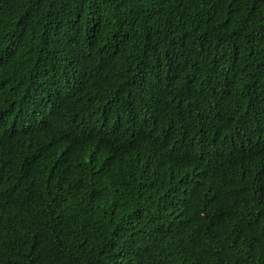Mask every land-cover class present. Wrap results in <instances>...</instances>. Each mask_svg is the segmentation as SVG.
<instances>
[{
  "label": "trees",
  "instance_id": "trees-1",
  "mask_svg": "<svg viewBox=\"0 0 264 264\" xmlns=\"http://www.w3.org/2000/svg\"><path fill=\"white\" fill-rule=\"evenodd\" d=\"M0 264H264V0H0Z\"/></svg>",
  "mask_w": 264,
  "mask_h": 264
}]
</instances>
